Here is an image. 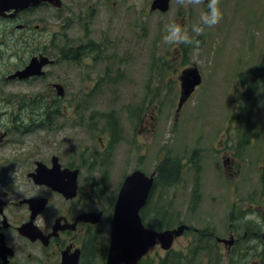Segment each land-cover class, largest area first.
I'll use <instances>...</instances> for the list:
<instances>
[{
	"label": "rangeland",
	"instance_id": "1",
	"mask_svg": "<svg viewBox=\"0 0 264 264\" xmlns=\"http://www.w3.org/2000/svg\"><path fill=\"white\" fill-rule=\"evenodd\" d=\"M59 1V7L49 3L46 9L28 13L29 27L37 24L38 30L28 32V45L17 42L16 55H7L9 44L0 47V127L23 132L7 133L0 143V162L19 163L31 153L53 148L55 142L64 149L94 150L105 115H110L118 122L119 140L108 157V198L131 169L151 174L163 157L176 159L180 183L175 187L164 184L152 194L158 204L153 208L156 220L163 210L168 213V228L180 224L189 228L173 239L170 251L185 253L184 264H236L211 243L214 235L227 238L233 205L236 211L238 206L245 210L246 205L233 204L238 200L237 191H244L256 202L258 193L254 195L252 190L261 186L264 89L258 86L254 92L245 91L239 75L254 68L264 56V0H219L223 18L214 27L201 21L209 11L208 0L200 4L184 0V5L169 0L165 12L150 10L151 0ZM173 23L182 31L187 28L193 43H166V26ZM194 25L203 28L202 34L193 32ZM88 41L95 45L94 58L87 55L79 63L57 59L58 47L86 45ZM40 52L42 55L36 54ZM33 56L52 60L42 67L41 77H28L27 81L8 78ZM192 66L197 68L200 82L176 110L180 71ZM53 82L61 85V96ZM51 109L60 114L48 125L42 124V112ZM98 116L103 117L97 120L102 123L96 130L74 123V118L90 120L92 128ZM242 139L246 142L238 145ZM14 141L17 151L10 155L6 149ZM192 152L198 160L196 174L189 163ZM2 172L12 175L10 185L21 183L23 172L19 169L8 171L6 167ZM193 174L197 185L194 206L190 204ZM259 212L261 209L252 204L243 217L258 221ZM145 224L157 229L151 218ZM102 228L103 241H99L106 246L108 230L105 224ZM204 228L213 234L204 236ZM165 252L154 245L140 264H156ZM248 254L241 252V264L256 262L257 256Z\"/></svg>",
	"mask_w": 264,
	"mask_h": 264
},
{
	"label": "flooded vegetation",
	"instance_id": "2",
	"mask_svg": "<svg viewBox=\"0 0 264 264\" xmlns=\"http://www.w3.org/2000/svg\"><path fill=\"white\" fill-rule=\"evenodd\" d=\"M8 3L5 2L4 8H0V47L4 43L9 44L7 55H16L17 42L28 45V32L38 30L37 24L29 27L32 23L28 20V13L39 7L46 9L51 5L47 1H41L34 6L26 4L22 8H6L10 6ZM64 21L66 25L70 22ZM87 24L88 21L85 20L84 32L87 31ZM46 46L44 49L41 48L42 51H46ZM41 53L36 54L42 55ZM87 57L92 59L90 55ZM20 80L27 81L28 77ZM243 85L245 91L253 88L254 92L258 88L255 85L250 87ZM57 112L59 115L60 112ZM56 116H43L42 122L48 125ZM102 117L95 118V126L91 129H97L98 124L102 123L97 120H101ZM105 117L99 129L102 133L99 132L96 138L97 148L94 150L85 148L82 152L79 148L64 149L61 143L55 142L53 148L31 153L19 163H5L6 159L0 162V170L8 167L9 171L15 167L23 172L21 183L14 186L10 185L12 182L10 173L0 174V264H96L97 259H100V264H105L108 241L106 246H99L97 243L98 240H102V225L107 226L109 239L110 220L121 181L126 174L138 169L133 168L125 173L113 196L108 198L107 163L112 145L118 143L119 127L114 117L110 115ZM74 120L75 124H82L84 129H87L89 123L92 126L90 120L86 122L80 121V118ZM14 129L7 131L0 127V143L6 139L7 133L10 134L12 131L23 133L15 127ZM243 136H247V131H243ZM244 140L237 141V144L245 143ZM11 145L6 149L10 155L11 152L17 151L18 144L14 141ZM65 170L71 173H66ZM259 180L261 186L258 192L252 190L254 195L258 193L256 202L251 200V196H245L244 191H237L238 200L233 204L246 206L245 210L244 207L238 206L236 211L234 208L236 205H233L234 217L228 218L225 230L227 238L214 235L215 246L223 249L226 259H231L232 256L237 259L241 257L242 251H246L251 257L252 254L257 256L253 264H264V191H261L264 187V169ZM252 204L261 209L258 221L243 217L251 209ZM144 205L139 209V215ZM187 229L189 228L183 232ZM249 240L251 244L247 243Z\"/></svg>",
	"mask_w": 264,
	"mask_h": 264
},
{
	"label": "water",
	"instance_id": "3",
	"mask_svg": "<svg viewBox=\"0 0 264 264\" xmlns=\"http://www.w3.org/2000/svg\"><path fill=\"white\" fill-rule=\"evenodd\" d=\"M41 1H47L56 7L60 6L59 0H0V8H4L5 2L10 4L6 8H22L26 4L34 6ZM168 1L151 0L149 8L150 10L157 8L160 12H165ZM51 62L52 60L45 56L31 57L22 68L14 70L8 78L24 79L29 76L43 75L42 67ZM180 72L178 77L180 90L176 110L180 108L194 87L200 82V74L195 66L184 68ZM52 86L56 88L57 95L63 94L59 83H53ZM72 173L75 172L72 171ZM152 175L153 172L147 175L137 169L126 174L121 181L110 220L105 264H137L138 260L154 245H158L160 249L167 251L173 239L187 228L186 225L180 224L174 228L158 230L148 228L141 222L139 209L146 202L153 180ZM98 215L97 213V219Z\"/></svg>",
	"mask_w": 264,
	"mask_h": 264
},
{
	"label": "trees",
	"instance_id": "4",
	"mask_svg": "<svg viewBox=\"0 0 264 264\" xmlns=\"http://www.w3.org/2000/svg\"><path fill=\"white\" fill-rule=\"evenodd\" d=\"M88 19V17H87ZM57 54L59 57L57 59L60 60H65V61H72L74 63H79L81 58L85 57V53L88 52L94 58V56H97L94 51H96L94 43L90 42L87 43L86 45H77V46H61L57 48ZM83 54V55H82ZM93 54V55H92ZM36 78L32 77L31 79ZM239 80L242 84H246L247 86H252L255 85V87L260 86L262 89H264V56L260 59V61L256 64L254 68L247 69L245 72H242L239 75ZM254 87V88H255ZM253 88H249L247 92H252ZM43 116H56L58 115V112L56 110L51 109L50 111H44L42 112ZM88 119H91L90 117ZM42 124H46L44 121L41 122ZM88 129H91L90 123L87 125ZM244 128V132H245ZM195 152H192L190 155L191 162L190 165L193 169L194 174H196L199 170L198 167V160L197 157H194ZM194 154V155H193ZM154 171V172H153ZM153 184L151 186V191L149 193V196L146 200V203L143 207V209L140 212V220L141 222L146 226L147 219H152V223L154 228H157L158 230L168 228V222H169V217L168 213L162 212L160 213V218L156 220L154 216V211L153 208L157 206L158 204H155L156 201L155 199H152V194L156 191L158 187L162 188L164 184H171L173 187H175L177 184H179V178H181L182 174H180V163L176 160L169 157H163L158 163L153 168ZM193 174V175H194ZM181 180V179H180ZM192 182H193V189L191 190V199H190V204L194 206V204L197 202V185L195 181V175L192 177ZM167 200V199H166ZM168 201V200H167ZM152 214V216H151ZM202 234H205L204 236H210V234H213L210 229H202L201 230ZM200 236V235H199ZM98 245L103 246V244L100 243L98 240ZM209 244L206 246L208 248ZM211 246H213L215 249V242L211 243ZM212 249V248H211ZM220 258V257H219ZM217 258L216 260H219ZM240 257L232 256L231 260L236 262V264H241L239 262ZM187 259V255L185 253L180 252L179 255L175 254L173 251L167 250L160 259H158L156 264H184V262ZM141 260V259H140ZM140 260L138 261L137 264H140Z\"/></svg>",
	"mask_w": 264,
	"mask_h": 264
},
{
	"label": "clouds",
	"instance_id": "5",
	"mask_svg": "<svg viewBox=\"0 0 264 264\" xmlns=\"http://www.w3.org/2000/svg\"><path fill=\"white\" fill-rule=\"evenodd\" d=\"M190 4H200L202 0H188ZM177 3L180 5H184V0H177ZM207 7L209 11L201 16V21L203 25L208 27H214L217 25L221 19L223 18V14L219 8V0H208ZM166 30L168 35L164 37V41L166 43H174V44H190L193 43V40L189 38L187 33V28L183 31L179 24H170L166 26ZM193 32L197 35L202 34L203 28L198 26H193ZM198 43V41H196Z\"/></svg>",
	"mask_w": 264,
	"mask_h": 264
}]
</instances>
